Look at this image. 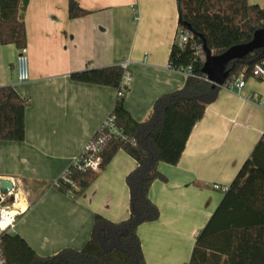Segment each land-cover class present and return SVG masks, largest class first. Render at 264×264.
<instances>
[{
    "label": "crops",
    "instance_id": "0c3cea01",
    "mask_svg": "<svg viewBox=\"0 0 264 264\" xmlns=\"http://www.w3.org/2000/svg\"><path fill=\"white\" fill-rule=\"evenodd\" d=\"M74 1L86 16L69 19L68 0H28V81L17 82L16 48L0 44V87L12 86L28 101L24 140L0 141V179L20 192L25 183L39 192L33 183L56 182L112 111L115 89L75 82L72 73L126 66L131 79L123 107L137 123L147 119L158 98L186 80L167 69L178 26L176 0ZM247 1L264 8V0ZM263 132L264 80L248 78L239 92L220 88L178 163L158 166L165 181L153 182L148 197L159 217L137 228L146 264H188L196 234L223 196L212 187L231 184ZM135 167L134 159L119 151L80 197L44 190L21 204L23 213L9 234L22 237L42 257L81 250L95 215L111 222L128 218L125 178Z\"/></svg>",
    "mask_w": 264,
    "mask_h": 264
},
{
    "label": "trees",
    "instance_id": "16d2710c",
    "mask_svg": "<svg viewBox=\"0 0 264 264\" xmlns=\"http://www.w3.org/2000/svg\"><path fill=\"white\" fill-rule=\"evenodd\" d=\"M27 3L28 0H0L1 45H12L16 50L25 47ZM176 4L178 21L188 24L193 31L183 49L172 45L168 58L175 70L191 69L183 87L158 98L142 123L133 121L124 110L125 94L116 96L110 115L122 137L107 141L100 153L99 170L78 171L70 165L64 174L72 185L65 184L60 177L50 184L33 183L42 188L39 192L31 189L35 199L50 187L76 199L95 182L112 157L122 151L136 162L125 178L128 218L111 222L95 215L90 237L81 250L65 248L46 257L37 255L19 235L4 233L0 235V248L5 264H146L137 228L159 217L157 207L148 197L153 182L165 181L159 164L178 163L190 133L216 100L220 88L236 78H250L255 65L264 68V47L256 48L244 58L228 62L222 86L212 88L202 72L201 53V37L212 56L249 43L257 31L264 29V8L247 0H176ZM87 14L74 0H68L69 19ZM123 74L122 66H110L72 73L70 79L118 91ZM27 106L28 101L12 86L0 87V141L24 140ZM227 187L214 213L196 234L188 264H264V140L256 144Z\"/></svg>",
    "mask_w": 264,
    "mask_h": 264
},
{
    "label": "built area",
    "instance_id": "2783aa9c",
    "mask_svg": "<svg viewBox=\"0 0 264 264\" xmlns=\"http://www.w3.org/2000/svg\"><path fill=\"white\" fill-rule=\"evenodd\" d=\"M134 19L137 20V17H135ZM191 37L192 34L187 29L183 28L182 26H177L173 44L177 48L183 49ZM201 53L202 57L204 58L202 51ZM15 67L17 82L21 83L28 81L29 70L26 47H22L16 50ZM122 68L124 70V74L119 90L116 91L117 97H122L126 93L131 79L127 67L122 66ZM167 69L183 73L184 75H186V77L191 75V69L189 67L184 68L182 70H175L172 65L168 62ZM250 78L264 80V68H262L260 65H255L252 70V76ZM244 85L245 80L239 77L236 78L233 82L228 83L224 88L228 91L239 92L244 87ZM254 98H256V96H254ZM113 119V116H111L110 114L106 117L104 122L98 128V131L95 133V135L85 144V146L81 149L79 155L72 162L71 165L78 171H98L100 166V153L107 145V141L111 137H122V133L114 127ZM261 139L264 140V132L262 133ZM61 178L65 184L72 185L65 178V174H63ZM212 189L223 194L228 190V187L214 185ZM9 198L12 199V202L10 203V205H7L5 203L6 200ZM1 203H3V205H1ZM20 204H26V197L22 194V192L19 191V189L15 188L14 185L12 192L8 193L6 197L0 196V235L4 233H10L13 230L17 222V218L23 213L24 210L20 209ZM0 264H5L1 248Z\"/></svg>",
    "mask_w": 264,
    "mask_h": 264
},
{
    "label": "water",
    "instance_id": "95a60500",
    "mask_svg": "<svg viewBox=\"0 0 264 264\" xmlns=\"http://www.w3.org/2000/svg\"><path fill=\"white\" fill-rule=\"evenodd\" d=\"M178 25L193 34V31L188 24L178 21ZM201 39L202 52L204 55L202 72L204 73L207 82L211 84V87L215 88L222 86L226 76L224 69L228 62L242 59L254 49L264 47V29L257 31L249 43L229 49L218 56H212L206 47L204 39L202 37ZM12 189L13 183L10 180L0 179V196L6 197L8 193L12 192ZM1 205H3V203H1Z\"/></svg>",
    "mask_w": 264,
    "mask_h": 264
},
{
    "label": "rangeland",
    "instance_id": "374dc122",
    "mask_svg": "<svg viewBox=\"0 0 264 264\" xmlns=\"http://www.w3.org/2000/svg\"><path fill=\"white\" fill-rule=\"evenodd\" d=\"M32 186L33 185H29V184H23L21 186L22 188L21 191L25 194L26 201H28L29 203L34 199L35 196L31 193ZM11 202L12 199H7L5 204L10 205Z\"/></svg>",
    "mask_w": 264,
    "mask_h": 264
},
{
    "label": "bare ground",
    "instance_id": "6f19581e",
    "mask_svg": "<svg viewBox=\"0 0 264 264\" xmlns=\"http://www.w3.org/2000/svg\"><path fill=\"white\" fill-rule=\"evenodd\" d=\"M21 206V204L19 205V207Z\"/></svg>",
    "mask_w": 264,
    "mask_h": 264
}]
</instances>
